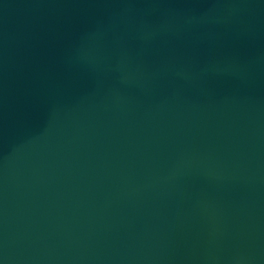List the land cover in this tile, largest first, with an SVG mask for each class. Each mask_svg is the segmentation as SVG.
Here are the masks:
<instances>
[{
    "label": "water",
    "instance_id": "1",
    "mask_svg": "<svg viewBox=\"0 0 264 264\" xmlns=\"http://www.w3.org/2000/svg\"><path fill=\"white\" fill-rule=\"evenodd\" d=\"M0 264H264V0H0Z\"/></svg>",
    "mask_w": 264,
    "mask_h": 264
}]
</instances>
